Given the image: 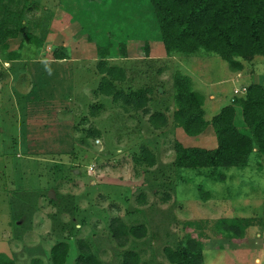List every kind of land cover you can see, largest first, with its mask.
Returning <instances> with one entry per match:
<instances>
[{
    "label": "rangeland",
    "instance_id": "1",
    "mask_svg": "<svg viewBox=\"0 0 264 264\" xmlns=\"http://www.w3.org/2000/svg\"><path fill=\"white\" fill-rule=\"evenodd\" d=\"M61 1L6 0L0 9V28L16 32L0 46V255L52 264V247L66 243L65 264H75L83 242L100 264H121L124 251L140 264H172L166 250L194 238L202 264H264V157L219 176L178 171L176 143L210 150L216 138L211 126L191 137L173 122L175 73L192 79L210 121L250 84L264 86V56L243 62L234 80L215 54L199 52L201 68L166 58L147 0ZM111 48L120 57L102 61L124 74L113 86L127 94L150 86L147 108L126 110L99 91L97 54ZM159 112L167 125L155 129L148 119ZM234 123L242 125L238 107ZM115 218L143 225L145 237L117 246ZM224 218L249 220L242 239L223 231Z\"/></svg>",
    "mask_w": 264,
    "mask_h": 264
},
{
    "label": "trees",
    "instance_id": "2",
    "mask_svg": "<svg viewBox=\"0 0 264 264\" xmlns=\"http://www.w3.org/2000/svg\"><path fill=\"white\" fill-rule=\"evenodd\" d=\"M6 0H0V9ZM62 0L60 4L66 3ZM81 5L83 0H75ZM151 5L160 41L166 57L181 55L193 57L199 52L215 54L227 63L231 71H242L243 62H250L256 56H264V0H147ZM16 36L14 30L0 28V46L7 48V39ZM118 40V35L112 34ZM25 39H33L27 36ZM116 42V41H115ZM107 50L97 54L101 60L99 73L104 75L99 83V91L112 98L114 102H121L127 110L147 108L151 87H142L136 94L129 90L128 94L117 90L112 81L124 79L120 68L108 67V58H119ZM17 54H9L7 60L17 59ZM53 59H64L55 57ZM173 99L175 112L173 122L183 130L187 136L195 137L211 126L216 147L206 150L198 147H183L175 144V168L178 171L208 170L210 174L218 176L223 171L235 168L244 169L251 163L252 157H264V87L259 83H252L243 96L236 97L232 104L222 107L210 121L204 119L202 108L203 97L192 90L190 78L175 73L173 79ZM240 109L242 125L249 132L243 134L235 126V108ZM145 115L149 114L145 110ZM149 123L155 129L164 128L167 118L162 112L149 115ZM145 158H149V165H153V158L146 150L142 151ZM220 180V179H219ZM223 181V179H222ZM219 224L227 234H234L241 239L244 230L250 226L246 219H221ZM109 229L113 241L119 247H125L131 239L140 240L146 235L143 225H125L120 219L110 221ZM79 254L75 264H100L91 249L83 242L78 244ZM201 244L194 238L179 244L174 249L166 250L172 264H202ZM68 253L66 243L54 245L50 251L52 264H65ZM39 264L38 261H34ZM0 264L13 262L0 255ZM121 264H140L136 252L124 251Z\"/></svg>",
    "mask_w": 264,
    "mask_h": 264
},
{
    "label": "crops",
    "instance_id": "3",
    "mask_svg": "<svg viewBox=\"0 0 264 264\" xmlns=\"http://www.w3.org/2000/svg\"><path fill=\"white\" fill-rule=\"evenodd\" d=\"M165 52V51H164ZM166 57V56H165ZM256 57H260V56H256ZM167 58V57H166ZM197 59H202V57H196V56H193V57H189V60H190V62H193V63H196L197 61ZM254 59V58H253ZM253 59L251 60L252 62H253ZM95 61V60H94ZM250 61V62H251ZM179 62V61H178ZM176 64V63H175ZM174 64V65H175ZM176 65H183L184 66V64H183V62H179L178 64H176ZM196 66L197 67H200V65L199 64H197L196 63ZM201 68V67H200ZM245 69V66H244V64H243V70ZM243 70L242 71H236L235 73H233V74H235L234 76H233V79L234 80H238V81H241L242 79H243V77H242V72H243ZM187 71H188V69H187ZM188 72H190V71H188ZM182 75H184V74H182ZM184 76H187V75H184ZM191 76H192V78H194L195 80H197V81H199L198 79H197V77L199 76V74H198V72H195L194 71V73H192L191 74ZM187 77H189V76H187ZM190 78V77H189ZM240 78H242V79H240ZM190 81H191V86H192V79L190 78ZM260 84V83H259ZM261 85V84H260ZM263 86V85H262ZM264 87V86H263ZM235 90H237V89H235ZM194 91V90H193ZM239 91V90H238ZM196 92V91H195ZM198 93V92H197ZM213 97V96H212ZM227 106V105H226ZM225 107V106H224ZM236 109V108H235ZM235 112H236V110H235ZM209 127V126H208ZM239 128V130L240 129H243V125H241L240 127H238ZM200 135H203V133H201ZM208 139V138H207ZM205 142V143H204ZM202 143L203 144H206V143H209L210 144V142L208 141L207 142V140H204V141H202ZM234 250H236V249H234Z\"/></svg>",
    "mask_w": 264,
    "mask_h": 264
},
{
    "label": "built area",
    "instance_id": "4",
    "mask_svg": "<svg viewBox=\"0 0 264 264\" xmlns=\"http://www.w3.org/2000/svg\"><path fill=\"white\" fill-rule=\"evenodd\" d=\"M242 91H245V89H243ZM234 93H235V94H238L239 91H238V90H234Z\"/></svg>",
    "mask_w": 264,
    "mask_h": 264
}]
</instances>
